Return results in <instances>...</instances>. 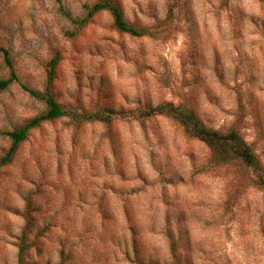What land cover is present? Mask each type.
<instances>
[{
    "label": "rangeland",
    "instance_id": "374dc122",
    "mask_svg": "<svg viewBox=\"0 0 264 264\" xmlns=\"http://www.w3.org/2000/svg\"><path fill=\"white\" fill-rule=\"evenodd\" d=\"M94 1L62 4L78 16ZM115 1L129 20L167 31L122 33L104 11L71 39L59 1L0 0V42L20 77L0 92V129L44 109L23 84L43 89L58 54L54 90L70 113H121L111 124L45 123L0 166V264H18L24 211L34 242L25 264H264V187L251 170H204L210 149L178 121L135 116L186 103L238 130L264 163V0ZM10 146L0 134V156Z\"/></svg>",
    "mask_w": 264,
    "mask_h": 264
},
{
    "label": "trees",
    "instance_id": "16d2710c",
    "mask_svg": "<svg viewBox=\"0 0 264 264\" xmlns=\"http://www.w3.org/2000/svg\"><path fill=\"white\" fill-rule=\"evenodd\" d=\"M63 14L71 24L66 35L77 38L82 31L93 21L100 12H109L114 19L118 31L135 37H158L165 31V26H145L126 18L121 6L115 0H95L83 5L80 15L74 16L64 5L62 0H57ZM0 59L3 66L9 69L7 75L0 72V92L7 91L14 83L20 80L15 62L12 56V49L0 42ZM62 60L60 54L52 58L49 63L46 82L43 89L29 87L23 84L31 97L43 102L45 107L36 115H33L15 126L12 130L0 129V134L9 137L11 146L0 156V166L11 163L17 154L20 146L29 139L31 132L40 128L45 123L58 120L67 115H72L74 120L100 121L111 124L121 113L111 108H99L93 111L82 113H70L65 105L61 103L54 90V81L57 77V69ZM155 115H166L178 121L185 131L193 137L202 141L210 149V158L204 170L214 171L220 168L236 165L251 170L255 177V183L264 187V163L256 153L252 145L234 127L225 130L215 128L204 122L198 114L186 103H174L172 101H160L156 104L148 103L135 112L138 119H147ZM27 224L20 236L18 243V264H25L28 251L33 245L31 232L33 218L28 211L22 213ZM172 257L177 259V247L171 244ZM138 264H159L158 262L138 261Z\"/></svg>",
    "mask_w": 264,
    "mask_h": 264
}]
</instances>
